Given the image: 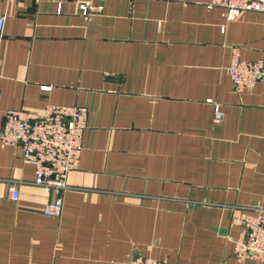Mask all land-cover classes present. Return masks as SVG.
<instances>
[{
  "label": "crops",
  "instance_id": "0c3cea01",
  "mask_svg": "<svg viewBox=\"0 0 264 264\" xmlns=\"http://www.w3.org/2000/svg\"><path fill=\"white\" fill-rule=\"evenodd\" d=\"M90 1L87 20L75 0H0V130L7 109L87 110L63 189L34 185L19 145L0 141V264H261L232 249L243 216L264 209V85L236 91L226 66L232 46L264 63L263 15ZM55 198L60 214L43 215Z\"/></svg>",
  "mask_w": 264,
  "mask_h": 264
},
{
  "label": "built area",
  "instance_id": "2783aa9c",
  "mask_svg": "<svg viewBox=\"0 0 264 264\" xmlns=\"http://www.w3.org/2000/svg\"><path fill=\"white\" fill-rule=\"evenodd\" d=\"M101 1V0H100ZM76 7L85 19L98 12L99 4L90 0H75ZM222 8L225 20H232L243 10L259 12L263 15L264 0H210L207 8ZM4 18L0 17V30ZM223 31V27H220ZM226 72L236 91L250 89L256 82L264 85V63L260 60L240 58L237 47L230 48ZM46 89L47 86H42ZM212 105V121L222 119V111L217 103ZM86 108L83 105L46 104L41 112L34 113L24 109H7L0 130V141L4 145L18 144L22 159L33 169V184L45 190L63 189L67 185V175L77 165L81 150V137L85 128ZM9 199L16 201L19 190L13 182L8 183ZM61 202L55 198L47 201L42 214L58 216ZM241 230L233 241L232 254L235 260H258L264 264V209L257 208L254 214H246L241 221ZM125 264H168L149 256L133 255Z\"/></svg>",
  "mask_w": 264,
  "mask_h": 264
}]
</instances>
